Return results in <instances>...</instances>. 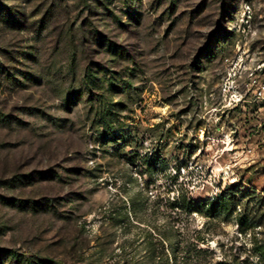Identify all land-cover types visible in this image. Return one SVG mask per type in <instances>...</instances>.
Wrapping results in <instances>:
<instances>
[{
	"label": "rangeland",
	"instance_id": "obj_1",
	"mask_svg": "<svg viewBox=\"0 0 264 264\" xmlns=\"http://www.w3.org/2000/svg\"><path fill=\"white\" fill-rule=\"evenodd\" d=\"M262 246L264 0H0V264Z\"/></svg>",
	"mask_w": 264,
	"mask_h": 264
},
{
	"label": "trees",
	"instance_id": "obj_2",
	"mask_svg": "<svg viewBox=\"0 0 264 264\" xmlns=\"http://www.w3.org/2000/svg\"><path fill=\"white\" fill-rule=\"evenodd\" d=\"M111 47V46H110ZM112 48V47H111ZM127 90H131L130 87H127ZM114 107H110L109 105L105 104L102 109L100 110L101 115H99L98 119L96 120L97 123H99V127L101 126L104 129H109L110 123L108 120L114 119ZM111 132H104L103 136L109 135ZM233 197L232 196H221L218 197L216 202L213 204V209L221 208L226 206V204L232 202ZM201 205V204H200ZM172 208H176L178 206H184L188 211L194 212L198 205H194L193 201H189L187 198L183 197L182 200L174 201L171 203ZM259 255L260 260H262V263L264 264V246L260 247L259 249Z\"/></svg>",
	"mask_w": 264,
	"mask_h": 264
}]
</instances>
